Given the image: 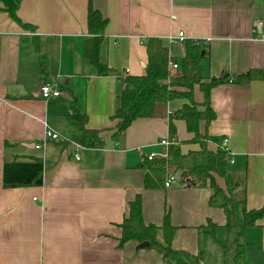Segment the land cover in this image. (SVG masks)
Instances as JSON below:
<instances>
[{
  "label": "crops",
  "instance_id": "0c3cea01",
  "mask_svg": "<svg viewBox=\"0 0 264 264\" xmlns=\"http://www.w3.org/2000/svg\"><path fill=\"white\" fill-rule=\"evenodd\" d=\"M88 2L20 0L21 23L0 2V264L173 260L148 246L137 248L136 240L119 245L120 223L137 192L144 222L161 225L168 211L176 227L172 247L197 257L199 264H264V215L246 229L247 246L236 259L234 231L224 226L223 210L208 205V185L187 186L177 178L168 187L144 188L146 170L138 164L144 153L165 150L159 141L168 137L169 116L185 100L158 101L152 117L136 118L113 135L110 115L122 84L114 74H95L84 57ZM91 2L108 18L100 59L116 70L145 73L148 37L169 48V60L178 64L175 73L181 71L184 45L169 41V35L182 30L206 45L202 75L223 79L211 90L216 116L206 130L208 147L227 138V167L242 181L247 208L264 207V79L232 81L250 68L264 69V0ZM40 55L46 58L43 68ZM54 79L61 94L43 99L41 84ZM194 98L202 100L197 86ZM73 100L87 115V127L104 129L103 145L63 142L78 133L67 117ZM174 123L182 151L197 148L185 142L192 136L185 122ZM47 129L58 138H46ZM209 220L216 225L214 234ZM157 238L162 239L161 231ZM223 246L228 247L225 261Z\"/></svg>",
  "mask_w": 264,
  "mask_h": 264
},
{
  "label": "trees",
  "instance_id": "16d2710c",
  "mask_svg": "<svg viewBox=\"0 0 264 264\" xmlns=\"http://www.w3.org/2000/svg\"><path fill=\"white\" fill-rule=\"evenodd\" d=\"M2 9L10 17L21 23L16 14L20 0H0ZM108 18L88 2L87 31L90 34L84 41L83 54L88 64L97 75H116L122 84L119 94V104L110 115L115 122L113 135L127 129L136 118L152 117L154 106L158 101L184 99L185 102L174 110L168 121V140L165 156H156L152 159L143 157L138 167L146 170L143 180L145 189H160L170 174H178V179L185 184L181 174L187 176L194 186L208 185L211 193L208 205L223 210L225 215L224 226L227 230L234 231L231 245L235 247V258L243 256L246 242V229L256 224L264 215V207L248 209L246 200H238L234 196V188L238 181L228 170L230 154L225 147L217 144L210 149L207 143L206 130L216 113L210 102L211 90L223 79L210 78L205 80L202 75L200 60L205 55L206 45L198 39L186 38L183 41L184 54L180 58L181 71L176 74L169 69V48L158 37H148L145 40L147 63L144 74H129L109 67L100 59L99 51L103 39V30ZM25 27L29 24L23 23ZM35 49L38 50L37 44ZM203 53V54H202ZM45 56H39V64L43 68ZM254 79H264V69L250 68L248 72L238 74L232 81L248 83ZM197 86L202 93V100L194 98V87ZM70 122L76 127L78 133L65 144L75 142L80 145H103L104 129H94L86 126L87 115L81 112L75 100L71 103V110L67 113ZM174 120H183L187 132L192 136L186 143L198 144L195 149L182 151L180 143L176 140V126ZM219 180L223 181V185ZM141 193L137 192L134 199L129 201L128 215L120 223L121 236L119 245L128 240L137 242L148 241V248L154 249L164 258H171L178 264H199L197 257L181 249L172 247V239L176 227L171 223L169 212L165 211L161 225L146 224L142 218ZM209 232L214 234L216 225L208 221ZM161 231L162 239L157 238ZM228 247L223 246V258L226 260ZM225 264V262L223 263Z\"/></svg>",
  "mask_w": 264,
  "mask_h": 264
},
{
  "label": "built area",
  "instance_id": "2783aa9c",
  "mask_svg": "<svg viewBox=\"0 0 264 264\" xmlns=\"http://www.w3.org/2000/svg\"><path fill=\"white\" fill-rule=\"evenodd\" d=\"M261 22H257L256 26L260 27ZM261 38L264 39V34L260 35ZM169 41L173 42V41H184L186 39L185 34L182 30H179L176 34L174 35H169L168 36ZM169 68L170 70H172L173 72H176L177 68H178V64L175 61L169 60L168 62ZM57 79L51 80V81H44L41 86H40V94L43 97V99H49L51 97H57L61 94V90L59 89L58 83H57ZM46 134V138H50V139H56L58 138V134L55 131H52L50 129H47L45 131ZM160 144L165 145V147L167 148V145L169 143L168 138L165 139H161ZM227 143V138H223L221 145L223 147H225V149L228 150L229 149L226 145ZM36 147H40V144H36ZM166 148L164 151L161 152H155V151H150L148 153H144L143 157H146L147 159H152L156 156H165L166 155ZM136 151H138L139 153H142L143 151V147H137ZM230 154V152H229ZM76 158H78V156H76ZM229 161H231V159L229 158ZM177 179V175L175 173L170 174L167 179L165 180L164 186L168 187L171 185V183H173L175 180ZM163 264H178L175 260H166L164 261Z\"/></svg>",
  "mask_w": 264,
  "mask_h": 264
},
{
  "label": "rangeland",
  "instance_id": "374dc122",
  "mask_svg": "<svg viewBox=\"0 0 264 264\" xmlns=\"http://www.w3.org/2000/svg\"><path fill=\"white\" fill-rule=\"evenodd\" d=\"M176 74H178V73H176ZM234 178L238 181L237 187L234 188V196H235L236 199L241 200V199H243V194H242V186H243V184H242V181H241L240 178H236V177H234ZM219 181L223 185V181L222 180H219Z\"/></svg>",
  "mask_w": 264,
  "mask_h": 264
},
{
  "label": "water",
  "instance_id": "95a60500",
  "mask_svg": "<svg viewBox=\"0 0 264 264\" xmlns=\"http://www.w3.org/2000/svg\"><path fill=\"white\" fill-rule=\"evenodd\" d=\"M222 78V76L220 77ZM185 179V183L187 186H190L192 185V181L190 180V178L187 176V172L186 171H182L181 173ZM144 246H148V241H142L138 244L137 248H141V247H144Z\"/></svg>",
  "mask_w": 264,
  "mask_h": 264
}]
</instances>
